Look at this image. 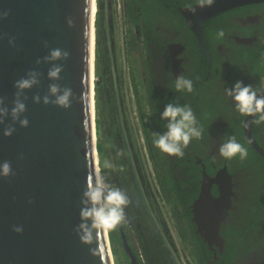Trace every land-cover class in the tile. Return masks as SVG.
Here are the masks:
<instances>
[{
  "label": "water",
  "instance_id": "obj_1",
  "mask_svg": "<svg viewBox=\"0 0 264 264\" xmlns=\"http://www.w3.org/2000/svg\"><path fill=\"white\" fill-rule=\"evenodd\" d=\"M260 2L264 0H216L195 14L190 11L195 4L179 9L208 57L203 21ZM95 8L96 0H0V99L10 109L15 82L30 71L39 74V84L21 97L29 126L21 127L10 115L0 124V163L10 162L13 172L0 179V264H115L108 233L98 237L101 252L93 255L75 232L81 194L100 169L94 118ZM55 48L68 53L67 59L56 62L63 65L57 83L73 92L67 109L43 103L53 83L47 75L52 64L44 58ZM35 96L41 97L39 103ZM253 120L245 117L244 137L264 157L252 133ZM8 126L16 129L11 137L3 135ZM201 172L192 221L205 241L221 247L220 225L233 194L231 175L226 165L212 176L204 168ZM213 185L217 195L211 192ZM14 226L23 231L15 232ZM117 230L128 263L137 264L125 229L121 225Z\"/></svg>",
  "mask_w": 264,
  "mask_h": 264
},
{
  "label": "flooded vegetation",
  "instance_id": "obj_2",
  "mask_svg": "<svg viewBox=\"0 0 264 264\" xmlns=\"http://www.w3.org/2000/svg\"><path fill=\"white\" fill-rule=\"evenodd\" d=\"M124 4L122 0L123 16ZM164 5L167 7L169 4L163 2L155 7L149 17L146 15L138 17L141 23L151 19V22L156 24L153 31L147 29L140 32L137 25L133 26L137 49L135 44H130L132 47L135 46L133 48L135 50L130 52L133 63L129 65L133 89L132 113L127 115L124 110L121 112L127 123L130 159L142 187V194L144 197L150 196L148 191L146 192L150 183L145 179L149 173L146 171V163L149 164L155 183L157 182L154 172L168 164L174 177L189 184L192 183V175L186 173L187 165H197L201 167V171L204 168L211 176L226 165L231 175L233 190L231 208L220 225L222 246L210 244L202 238L212 253L209 261L212 264H216V260L224 261L222 255L226 252L231 253L228 246L230 248L234 246V252L231 253L235 255L232 264H264V165L257 159L260 156L264 162V157L249 145L257 153V157L253 156L247 146L243 145L248 144L243 131L245 117L235 111L233 102L224 91L236 80H242L245 84L250 83L264 91V10L248 4L229 11L222 26L214 25L216 32L219 29L225 31L226 38L220 41L214 34L213 54L210 55L208 50L209 56L205 54L208 63L201 65L200 52L193 46L185 45L184 41L188 39L186 30L175 15H170L167 8L162 7ZM140 13L139 7L138 14ZM125 40L130 41L129 36ZM197 44L201 47L198 41ZM198 69L205 70L207 74L205 77L208 76L209 80L202 86L197 84L194 89L195 95L175 93V78L184 75L193 79ZM139 79L142 81L141 84ZM170 100L190 105L199 127L203 130L202 137L193 139L185 149V162L184 158L169 156L154 145L156 138L154 133L166 130L165 122L160 120L159 114ZM199 103L210 104L209 110L206 108L202 113L201 121ZM122 105L125 104L122 102ZM128 117L134 118L133 126L131 123L128 124L126 119ZM252 133L257 143L264 148V123L257 124L254 118ZM231 135H235L247 149L246 159L240 160L236 157L228 161L219 155L222 138ZM193 186V183L186 184L189 188ZM214 186L216 187L213 185L212 188ZM132 209V205L128 207L129 211ZM190 212L192 220L193 214L191 210ZM172 222L180 241L191 248V245L181 238L175 221ZM192 223L195 232L196 224L193 221ZM136 224L140 226L137 220Z\"/></svg>",
  "mask_w": 264,
  "mask_h": 264
},
{
  "label": "clouds",
  "instance_id": "obj_3",
  "mask_svg": "<svg viewBox=\"0 0 264 264\" xmlns=\"http://www.w3.org/2000/svg\"><path fill=\"white\" fill-rule=\"evenodd\" d=\"M216 0H196L195 6L190 11L195 14L197 9L211 8ZM7 12L3 14L4 17ZM2 19V17H0ZM72 20L69 18L67 24L72 26ZM215 38L224 40L226 33L219 29ZM11 43V41H10ZM68 53L60 48L52 49L45 61L52 64L48 70V79L53 81L49 84L48 94L43 97L44 104H53L61 108H69L72 102L73 92L71 88L62 87L59 83L60 74L63 71V65L56 62L67 59ZM227 84L226 81H224ZM39 84V74L36 71H30L25 76L15 82L16 99L9 109L3 99H0V124L10 115L14 122H18L23 128L29 126V120L24 113L27 106L21 98L25 91L32 89ZM194 90L193 80L179 75L175 78V93H191ZM227 97L233 102L236 112L243 117H254L255 123H264V92L254 87L252 84H245L242 80H236L231 86L224 89ZM34 102L39 103L40 96L33 97ZM160 120L165 122V131L154 133V145L163 153L169 156L183 157L185 149L193 139H199L203 135V130L199 127L196 115L188 104H181L178 101L170 100L164 105V110L160 112ZM245 126H247L245 122ZM16 131L14 127L8 126L3 130L5 137H11ZM219 155L224 160H233L239 157L244 160L248 156L247 149L237 140L235 135L222 138L219 147ZM105 168L109 165L105 164ZM12 166L10 162L0 163V179L12 175ZM131 201L128 194L120 187L112 184L101 169H96L92 180L87 183L81 194L79 220L75 227V232L81 244L89 246L93 255H99L101 248L98 237L104 233L116 230L126 222V208ZM13 230L17 233L23 231L22 226H14ZM95 245V247H92Z\"/></svg>",
  "mask_w": 264,
  "mask_h": 264
},
{
  "label": "trees",
  "instance_id": "obj_4",
  "mask_svg": "<svg viewBox=\"0 0 264 264\" xmlns=\"http://www.w3.org/2000/svg\"><path fill=\"white\" fill-rule=\"evenodd\" d=\"M124 4V27L126 32V39L130 38V41L126 40L125 47H126V58L128 61V64L131 65L133 63V60L131 59L130 52L136 45V33L133 29L134 25H137L140 32H145L147 29L153 31L156 24L154 22H151V19L149 21L141 23L138 20V17L146 15L151 16L152 12L155 7L160 6L163 2H167L169 5L166 7V5L162 6L163 8H167V11L172 16H176L178 20L182 23V27L186 30L188 39L185 42V45L187 46H193L196 51L200 52L201 65H206L207 59L206 55L201 49V47L198 46L196 37L194 36L193 32L190 30L188 25L186 24V21L184 17L182 16L179 6L184 7L188 5H192L196 3V0H123ZM96 5L98 7L96 20H95V29L98 33L99 30V14L100 10L102 8L101 1L97 0ZM248 5V4H245ZM248 6H257L260 7V9L264 10V2L260 3H253L249 4ZM140 7V14H138V9ZM237 7H232L230 9H227L221 13H218L206 20L202 23V33L203 37L206 43V46L208 50L210 51V55L213 54V47H212V39L214 34H216V29L214 28V25L216 26H222V23L229 13V11L233 10ZM128 35V36H127ZM135 44L134 47H132L130 44ZM212 49V50H211ZM101 49L99 47V43L96 45V51L95 56L96 59H99L101 56ZM200 59V58H199ZM113 67H110L108 69V72L112 70ZM96 75H99L101 72L99 71V66L97 65L96 68ZM100 72V73H99ZM123 72V70H122ZM120 73V71H119ZM115 75H117L118 80L113 82L112 84L105 83V85H109L111 89H113L116 84H120V80L122 78V75L118 74V71L115 72ZM206 71L203 69H198L195 73V76L193 77V83H194V89L197 87V84H200L201 86L206 83L209 78L208 76L205 77ZM97 83V82H96ZM121 85V84H120ZM98 88L97 86L95 87ZM190 96H194V90L191 93H188ZM199 111H200V121L203 118L204 110L206 108H210V104L202 105V103H199ZM205 106L203 109L202 107ZM110 114V110H109ZM98 123V121H97ZM111 125H113L112 122H110ZM118 135H116L115 139L112 140V144L114 147V153L118 159L119 164V178H120V188L124 191H128V196L131 201V205L133 206L132 211H130L131 215L136 218L137 221L140 222V226L136 227V236H137V248H133V253L136 256L137 264H182L181 261H179L175 255V253L172 251L170 245L166 241L162 231L160 230V226L158 225L157 219L152 214V208H154L153 204L154 201L151 198L144 197L142 194V187L140 185V182L138 181L135 172H134V166L132 165L131 159H130V150L127 146V138L125 139V129L122 123L116 125ZM97 143L96 148L98 152L102 151V138L101 133H97ZM244 146H247L248 150L253 156L257 157V153L254 152V150L249 146V144L244 143ZM159 152V151H158ZM183 162H185V156H183L181 159H183ZM259 161H262V164L264 165L263 160H261V157H257ZM169 160V159H168ZM101 163L103 161H99V164L101 166ZM192 163V161L190 162ZM263 168V167H262ZM208 171V169H206ZM186 173L191 174V182L194 184L192 188L186 187L187 185H191L188 182H184L181 179H177L174 177L173 171L171 166L168 164L163 169H157L155 174L156 178V188L158 191V195L160 198L164 201V203L170 208V213L172 216V220L175 221V224L177 228L179 229L180 236L183 240L188 242V244L191 245V248H189V253L192 256L193 260L197 264H212L209 260L212 258V253L207 247L206 243L203 241L202 237L199 236V234L193 232V223L191 220V204L193 203L194 199L197 197L200 187V179H201V167L197 165H187ZM211 192L213 194H217V187H213L211 189ZM150 204V206H149ZM136 225V224H135ZM126 232V226L125 224L122 225ZM127 234V240L130 241V236ZM222 234V233H221ZM227 234V233H226ZM225 234V236H226ZM109 240L111 243V248L113 252V256L115 259H117L118 256V248L117 244L121 246L118 230H114L112 232L108 233ZM122 247V246H121ZM231 249V253L234 252V246L231 248L228 246V250ZM229 252H226L222 255L224 258V261L216 260V264H232V260L234 259V254H231ZM123 254L126 260L128 261L124 249ZM117 262V261H116ZM128 263V262H127ZM129 264V263H128Z\"/></svg>",
  "mask_w": 264,
  "mask_h": 264
},
{
  "label": "rangeland",
  "instance_id": "obj_5",
  "mask_svg": "<svg viewBox=\"0 0 264 264\" xmlns=\"http://www.w3.org/2000/svg\"><path fill=\"white\" fill-rule=\"evenodd\" d=\"M97 1V0H96ZM101 1V10L99 14V30L98 33L95 29V51L96 45L99 43V47L102 51L99 59H96L95 56V74H94V118L96 122V140L98 138L97 133H101L102 138V151L98 152V164L99 161H103L100 169L105 173L107 179L117 187L119 186V164L118 159L114 153V147L112 140L115 139L117 135V126L122 123L125 129V139L127 138V146L130 147L129 134L127 132V123L125 122V117L121 114L124 110L126 114L132 113V102H133V89L131 85V79L129 76V64L126 58V37L124 19L122 15V0H100ZM98 7L96 5L94 12V20H96V15ZM99 66V75H96V68ZM113 67L110 72L108 69ZM123 70V72H122ZM118 71V74L122 75L120 84L111 89L109 85L105 83L112 84L117 81V75L115 72ZM120 71V73H119ZM97 82V83H96ZM142 81L139 79V84ZM98 87L97 89L95 87ZM122 102L125 105H122ZM124 107V109H123ZM110 110V114H109ZM133 115V114H132ZM128 124L131 123L133 126L134 118H126ZM98 121V123H97ZM110 122H114L111 125ZM143 161V159H142ZM136 162V160H135ZM137 163V162H136ZM105 164L109 167L105 168ZM146 171H149L146 181H150L148 191L150 196H146L147 199L151 198L154 203L152 208V214L158 221L160 230L162 231L166 241L170 245L172 251L175 253L177 259L182 262V264H196L192 256L189 253V247L185 243L180 241V237L177 234L174 223L172 222V216L170 213V208L163 203V201L158 197V192L156 188V183L149 164L146 163ZM144 170V169H143ZM150 206V204H149ZM126 232L130 236V244L132 247L137 248V236H136V218H134L128 207L126 208ZM136 224V225H135ZM118 256L117 259L114 257L115 264H128L126 258L123 254V248L117 244ZM117 261V262H116Z\"/></svg>",
  "mask_w": 264,
  "mask_h": 264
},
{
  "label": "bare ground",
  "instance_id": "obj_6",
  "mask_svg": "<svg viewBox=\"0 0 264 264\" xmlns=\"http://www.w3.org/2000/svg\"><path fill=\"white\" fill-rule=\"evenodd\" d=\"M94 12H95V10H94ZM96 14V13H95Z\"/></svg>",
  "mask_w": 264,
  "mask_h": 264
}]
</instances>
